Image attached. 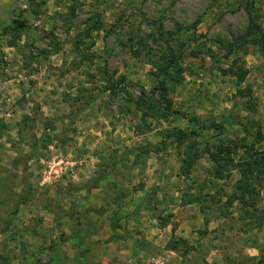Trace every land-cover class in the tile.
Wrapping results in <instances>:
<instances>
[{
  "label": "rangeland",
  "instance_id": "obj_1",
  "mask_svg": "<svg viewBox=\"0 0 264 264\" xmlns=\"http://www.w3.org/2000/svg\"><path fill=\"white\" fill-rule=\"evenodd\" d=\"M250 10L264 32V0H0V264H257L264 174L211 155L264 150V51L228 52Z\"/></svg>",
  "mask_w": 264,
  "mask_h": 264
},
{
  "label": "trees",
  "instance_id": "obj_2",
  "mask_svg": "<svg viewBox=\"0 0 264 264\" xmlns=\"http://www.w3.org/2000/svg\"><path fill=\"white\" fill-rule=\"evenodd\" d=\"M253 1H249L250 5H252ZM253 9V5L251 7ZM249 22L244 30V32L236 35L233 38V41L230 43V47L228 49V52L231 53L232 51H235L238 48L243 47L247 43H252L260 47L262 51H264V32L260 26V24L257 22L258 15L255 14L253 11H249ZM75 15L74 9L70 12V18H72ZM96 28H99L100 23L98 20H96ZM197 24V21L193 23V27ZM169 34H173V32H169ZM161 36V34H159ZM179 54L175 52L170 46H167V49L165 52H162L159 56V61L155 62L156 69L158 72H155L154 74L157 76L160 75H166L168 73V69L170 66L175 65L178 61ZM226 73H229L236 77L238 82H242L247 75V70L244 68L243 65L237 64V61H234L229 68L225 70ZM192 121V120H191ZM196 123V122H195ZM198 129H217L220 133L223 130L222 125L213 124V125H206V124H197ZM1 128H4V126H1ZM181 133V139L183 140L185 137H188L189 135H196L197 131L192 130L190 134L187 132H180ZM0 136H1V130H0ZM263 135L257 134L255 137V141H262ZM233 148H241L243 153L247 156V160L243 163L242 167L240 168V178L238 179V182L236 184L237 190H239L243 194H251V181L257 180L260 178L262 174H264V150L260 151H253L251 146L247 145H231L228 142L218 140L217 143V149L215 152H212V158L216 161L218 166H221V163L219 160L223 161L222 155H230ZM192 162L188 160L187 165L189 166ZM217 173H220L218 170ZM236 194V193H234ZM183 242L185 243V240L182 238H177L175 240H172L167 243V247L177 251L178 249V243ZM189 251L186 249L182 254L187 253ZM257 264H264V256L259 258Z\"/></svg>",
  "mask_w": 264,
  "mask_h": 264
},
{
  "label": "crops",
  "instance_id": "obj_3",
  "mask_svg": "<svg viewBox=\"0 0 264 264\" xmlns=\"http://www.w3.org/2000/svg\"><path fill=\"white\" fill-rule=\"evenodd\" d=\"M196 210H197V208H196L194 203H188V222L192 220L191 218L199 219L198 218L199 216L197 215ZM95 219H98V218H95ZM205 257H206V259H209L208 256H205Z\"/></svg>",
  "mask_w": 264,
  "mask_h": 264
}]
</instances>
